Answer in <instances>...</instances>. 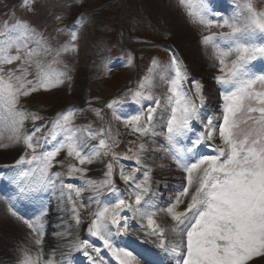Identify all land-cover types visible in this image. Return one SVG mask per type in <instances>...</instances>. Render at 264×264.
<instances>
[{
  "label": "snow or ice",
  "instance_id": "1",
  "mask_svg": "<svg viewBox=\"0 0 264 264\" xmlns=\"http://www.w3.org/2000/svg\"><path fill=\"white\" fill-rule=\"evenodd\" d=\"M178 3L190 22L208 33L202 35L201 43L211 48L219 66L220 75L215 80L223 89L222 122L214 124L208 118L204 131L193 139L189 133L193 132V121L201 120L203 84L193 78L191 87H186L189 76L177 54L173 53L166 66L154 58L135 89L129 88L105 102V107L112 110L115 120L130 135L151 137L153 144H159L156 149L146 139H140L138 144L130 141L136 146L135 151L130 148L132 154H125L123 159L133 160L135 166L127 172L123 166L117 170L113 163L121 158L115 151L120 145V133L113 135L110 126L97 129L91 125L77 126L76 112L83 109L61 110L32 131H23L26 120L35 124L45 118L22 107V101L40 91L50 92L70 79L67 71L55 70L54 65L62 62L64 54L77 50L78 33L70 29L65 42L55 43L56 37L32 24L24 14L35 15L39 0H18L14 5L3 6L0 122L9 127L10 135L9 143L5 144L0 134V148L22 145L15 161L18 175L8 179L21 192L38 195L48 190L53 194L59 191L62 199L67 189L79 198L84 189L65 183V174L53 170L57 164L63 166L57 157L64 152L73 158L74 162L67 166L69 178L77 173L83 178L88 171L83 166L101 160L106 169L103 180L85 181L97 193L95 198L89 197L90 203L99 206L91 213L87 233L101 241L118 264H140L133 251L113 243L114 234L129 231V218L121 215L125 209L146 220L145 237H155L157 247L179 253L176 264H264V72L258 74L253 64L264 59V7H258L255 0H237V10L226 17L212 10L210 0H178ZM56 19L60 21L62 17ZM83 22L81 16L78 23ZM56 31L60 33L63 29ZM128 63H132L130 55ZM157 77L166 85L159 96L154 91ZM128 99L140 105L141 111L123 118L116 109ZM145 101L150 103L145 105ZM93 111L102 118L101 109ZM156 137L163 140L157 141ZM217 139L219 142L212 145L215 154L202 155L198 151L205 141ZM47 144L51 147L46 148ZM149 150L162 152L174 160L186 180L174 202L151 212L140 207L142 202L149 203L154 192L152 169L145 156ZM104 157L111 160L104 161ZM117 176L131 189L129 196L100 206L101 189L122 192L117 187ZM67 199L72 205L73 218L80 225V209L89 205H78L70 194ZM158 211L169 218V228L162 227L155 219ZM8 212L30 230L33 238L32 248L19 249L17 264H56L51 258L44 259L41 248L48 208L42 205L35 220L18 215L14 205L9 206ZM168 232L179 240L169 242ZM69 247L70 251L82 252L90 264H109L101 255V248L88 239L76 237Z\"/></svg>",
  "mask_w": 264,
  "mask_h": 264
},
{
  "label": "rangeland",
  "instance_id": "2",
  "mask_svg": "<svg viewBox=\"0 0 264 264\" xmlns=\"http://www.w3.org/2000/svg\"><path fill=\"white\" fill-rule=\"evenodd\" d=\"M18 0H0V14L5 9V4L14 5ZM258 7H264V0H255ZM211 6L224 8L226 17H230L237 10V0H210ZM39 8L35 15L24 14L26 18L42 30H47L54 37L55 43H63L70 35V29L77 31L78 47L75 52L64 54L62 62L54 65L55 70L67 71L70 79L50 92L40 91L22 101V107L29 112L39 113L45 118L44 121L26 120L23 131L27 133V122L31 126H39L57 112L68 108L83 109L76 112L75 124L77 126L91 125L93 129L100 127H111L113 135L120 133V145L115 151L120 155L119 161H113L114 167L118 170L121 166L127 172L135 166L133 160H125V154L131 155V148L135 151V145L129 143L140 139H146L152 148H159V144H153L152 138H138L136 135H130L129 130L124 125L115 120L112 110L105 107V102L111 101L123 94L125 90L135 89L138 81L147 73L152 60L155 58L161 65H167L173 53L177 54L182 61L183 67L188 73L189 83L186 87H191V79L199 80L203 84L202 95L204 98L203 107L200 109L201 120L199 124L204 128V123L208 118H212L214 124L222 122L224 100L220 85L217 84L215 77L220 75L219 66L212 55L210 47L201 43L202 35L208 34L200 26L190 22L185 13V9L178 3V0H39ZM127 19L125 17V11ZM56 16H61L58 21ZM84 17L83 23H78L80 17ZM125 17V18H124ZM129 17V18H128ZM132 23L125 30L126 22ZM57 28L63 29L58 33ZM216 31V30H213ZM127 32H129L127 34ZM131 32V33H130ZM129 55L132 57V63H128ZM257 73L264 72V59H258L253 62ZM65 65L67 67L65 68ZM157 87L154 90L155 95L159 96L166 85L157 77ZM215 93L217 102H210L208 94ZM147 105L148 101L144 102ZM91 104V107H89ZM93 109L102 110V118L97 117ZM212 109V110H211ZM167 111V108L163 109ZM141 106L135 104L130 99L119 105L116 109L117 115L128 118L131 115L139 114ZM194 124V121H193ZM50 123L48 127H50ZM47 128L44 129L47 132ZM159 130V129H158ZM0 134L3 135L4 143L8 144L7 137L10 135V129L4 123L0 122ZM193 139L198 136V129L193 126V132L189 133ZM218 135V133H217ZM157 141L163 140V137H156ZM212 145L218 143L209 141ZM43 143V142H42ZM50 148L51 144H47ZM22 145H12L10 147L0 148V171L13 165L21 154ZM207 149H210L208 147ZM201 153V152H200ZM202 154V153H201ZM215 154L213 147L204 155ZM148 158V165L152 169L153 188L156 191L162 189L159 186H167L168 181H174L175 176L177 186L175 187L176 196L186 184L185 173L177 166L176 162L170 157H166L162 152L149 150L145 153ZM57 160L63 162V166L57 164L53 169L64 173V182L71 183L74 187L84 189L79 197L80 203L89 205V208H81L82 216L80 226L90 222L92 212L98 209V205L90 203L89 197H96L97 193L89 188L85 181L91 180L99 182L104 178L106 171L104 163L96 160L92 164L84 165L88 171L81 178L77 173L69 178L66 175L67 166L74 162L73 158L67 157L62 152ZM104 161L111 160V157H104ZM27 167V166H26ZM169 172L166 173L165 171ZM164 175H168V180L158 185L157 180H163ZM139 177L140 174L138 173ZM7 175L1 180L2 187L7 192L13 191V185L20 190V187L12 183ZM117 183L123 182L117 176ZM180 183V184H179ZM121 193H112L106 189H101L99 200L101 205L113 204L117 198L128 197L131 189L124 185ZM69 192L65 189L64 196ZM147 199V198H146ZM142 211H156L157 208L150 209L147 205L140 206ZM167 207V205H166ZM8 204L0 197V264H17L20 256L21 247L32 248V235L30 230L8 212ZM165 208V207H164ZM122 216L129 218V231L126 234L136 236L141 241L146 239V220H142L139 215L125 209ZM84 218H86L84 220ZM155 219L158 223L162 219L164 223H159L166 229L170 227L169 218L163 211H158ZM137 223L138 227L132 228V224ZM44 235L41 248L44 259H53L55 262L62 256L57 248H53L45 241V231L49 229L44 223ZM78 231V229H77ZM71 236L72 238L77 235ZM124 234V233H122ZM124 234V235H126ZM168 239H175V235L166 233ZM35 254V249H33ZM176 261V260H175ZM172 261V262H175Z\"/></svg>",
  "mask_w": 264,
  "mask_h": 264
},
{
  "label": "bare ground",
  "instance_id": "3",
  "mask_svg": "<svg viewBox=\"0 0 264 264\" xmlns=\"http://www.w3.org/2000/svg\"><path fill=\"white\" fill-rule=\"evenodd\" d=\"M212 96H215V93L212 92ZM211 101H213L214 103L217 102L216 98H211ZM165 176V175H164Z\"/></svg>",
  "mask_w": 264,
  "mask_h": 264
}]
</instances>
